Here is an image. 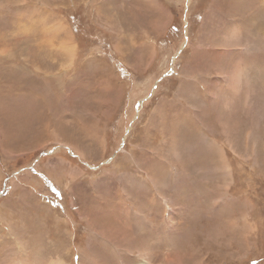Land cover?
Here are the masks:
<instances>
[{
    "label": "rangeland",
    "instance_id": "rangeland-1",
    "mask_svg": "<svg viewBox=\"0 0 264 264\" xmlns=\"http://www.w3.org/2000/svg\"><path fill=\"white\" fill-rule=\"evenodd\" d=\"M58 258L264 264V0H0V264Z\"/></svg>",
    "mask_w": 264,
    "mask_h": 264
},
{
    "label": "bare ground",
    "instance_id": "bare-ground-1",
    "mask_svg": "<svg viewBox=\"0 0 264 264\" xmlns=\"http://www.w3.org/2000/svg\"><path fill=\"white\" fill-rule=\"evenodd\" d=\"M48 45H50V46H53V42L51 41V40H49L48 41ZM49 49V48H48ZM66 51V50H65ZM64 52V51H63ZM72 66V65H71ZM69 67H70V65H69ZM71 69V68H70ZM44 73V75L47 73V71L46 72H43ZM2 82V81H1ZM24 237V236H23ZM188 243V242H187ZM103 250V249H102ZM63 259H61V258H58V259H56L55 261H54V263L53 264H62V261Z\"/></svg>",
    "mask_w": 264,
    "mask_h": 264
}]
</instances>
